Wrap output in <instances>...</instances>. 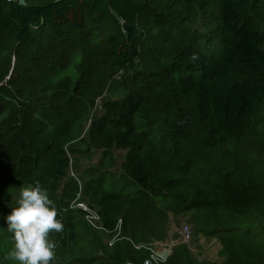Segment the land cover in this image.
Returning a JSON list of instances; mask_svg holds the SVG:
<instances>
[{"label":"trees","instance_id":"obj_1","mask_svg":"<svg viewBox=\"0 0 264 264\" xmlns=\"http://www.w3.org/2000/svg\"><path fill=\"white\" fill-rule=\"evenodd\" d=\"M77 52L76 76H59ZM76 148L102 152L82 182L68 176ZM37 181L64 224L51 264H143L184 214L219 258L179 241L164 264H264V0H0V237L13 244L12 196ZM10 252L0 264H20Z\"/></svg>","mask_w":264,"mask_h":264},{"label":"clouds","instance_id":"obj_2","mask_svg":"<svg viewBox=\"0 0 264 264\" xmlns=\"http://www.w3.org/2000/svg\"><path fill=\"white\" fill-rule=\"evenodd\" d=\"M39 181L21 189L18 206L6 217L7 229L14 234V250L9 257L20 264H51L56 244L49 234L60 233L64 224Z\"/></svg>","mask_w":264,"mask_h":264},{"label":"rangeland","instance_id":"obj_3","mask_svg":"<svg viewBox=\"0 0 264 264\" xmlns=\"http://www.w3.org/2000/svg\"><path fill=\"white\" fill-rule=\"evenodd\" d=\"M80 59H81V53L80 52L75 53L73 56L71 65L67 69L61 71L59 73V76H63L67 74V75H71L72 77H75L76 71H75L74 64L79 62ZM110 96L106 95L102 100H99V105H98L99 110L102 108V104L104 103V101L108 99ZM98 109H96V113L99 111ZM100 114L101 113L99 112L95 116H98ZM82 148L87 149V145L85 143H82ZM76 150L77 151H70L72 167L70 168L68 172V176L75 175V178L79 182H82L81 176L84 173V170L92 167L95 161L96 163L97 161L99 162V160L102 157V152H101V155L100 153H97L93 157H86L83 154L84 152L83 153L80 152L79 148H76ZM125 154H126V150L115 148L116 162H115L114 170L120 171L118 170V167L121 169V164L125 159ZM91 155L92 153L89 154V156ZM12 197L16 200V202H18L20 199V191L15 192V194ZM171 219H172L171 220L172 236L173 238L176 236H179V237H178V240L168 241L166 244L162 246H166L168 248L169 245H172L173 243L183 241V243L185 242V243L192 244L191 246L194 249V252H197V253L199 252L200 258H209L211 260L213 259L218 260V252H219L218 250H220L219 249L220 245L217 239L215 238L206 239L204 236L200 237L199 235L197 240H194L195 236H194V233L192 234L193 232L192 224L189 222L188 215L184 214L179 217H172ZM186 226H188L191 231L188 235L185 232ZM162 246L159 245L158 249L162 250ZM6 248H8L9 251H12V248L14 249V244L11 242L10 238H5V235L2 234V236L0 237V251L5 250ZM170 251L172 252V249H170ZM167 255H169V253Z\"/></svg>","mask_w":264,"mask_h":264},{"label":"built area","instance_id":"obj_4","mask_svg":"<svg viewBox=\"0 0 264 264\" xmlns=\"http://www.w3.org/2000/svg\"><path fill=\"white\" fill-rule=\"evenodd\" d=\"M5 1H8V2L14 1V2L24 3L26 0H5ZM76 206L87 211V219L92 226H94L95 228H99V229L102 228V226L98 224L100 216L96 212L92 211L85 202H81V201L77 202ZM185 230H186L185 231L186 234L188 235L190 233L189 227L186 226ZM114 238L115 236L110 240V244H112V242L114 241ZM167 257L168 255L166 253L161 252L157 249H152L150 256L144 260L143 264H164L167 260Z\"/></svg>","mask_w":264,"mask_h":264},{"label":"crops","instance_id":"obj_5","mask_svg":"<svg viewBox=\"0 0 264 264\" xmlns=\"http://www.w3.org/2000/svg\"><path fill=\"white\" fill-rule=\"evenodd\" d=\"M201 237V236H200ZM199 237V238H200ZM206 238V237H205ZM206 239H209V238H206ZM212 239H214V238H212ZM216 239V238H215ZM173 241V240H172ZM218 242H219V245H220V248L219 249H221V247H222V245H221V243H220V241L218 240ZM174 244L175 243H173L172 245H169V247L167 248L166 246H162V250H159L158 249V247H156L159 251H161V252H164V253H166V254H170L171 253V251H170V249H172V247L174 246ZM194 250V249H193ZM219 251V250H218ZM219 258V257H218ZM214 260V259H213Z\"/></svg>","mask_w":264,"mask_h":264},{"label":"water","instance_id":"obj_6","mask_svg":"<svg viewBox=\"0 0 264 264\" xmlns=\"http://www.w3.org/2000/svg\"><path fill=\"white\" fill-rule=\"evenodd\" d=\"M128 24L126 22H123V29L124 31H127L128 30Z\"/></svg>","mask_w":264,"mask_h":264}]
</instances>
